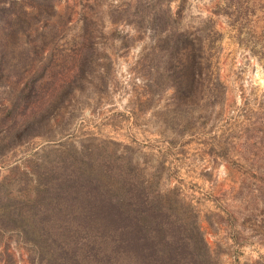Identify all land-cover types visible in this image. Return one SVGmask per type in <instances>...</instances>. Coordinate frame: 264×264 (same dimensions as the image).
I'll use <instances>...</instances> for the list:
<instances>
[{
  "label": "rangeland",
  "instance_id": "1",
  "mask_svg": "<svg viewBox=\"0 0 264 264\" xmlns=\"http://www.w3.org/2000/svg\"><path fill=\"white\" fill-rule=\"evenodd\" d=\"M0 264H264V0H0Z\"/></svg>",
  "mask_w": 264,
  "mask_h": 264
}]
</instances>
